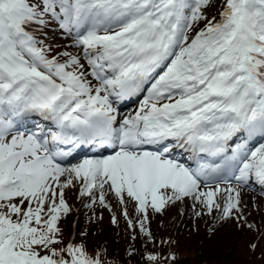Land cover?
I'll return each instance as SVG.
<instances>
[{
	"label": "snow or ice",
	"instance_id": "1",
	"mask_svg": "<svg viewBox=\"0 0 264 264\" xmlns=\"http://www.w3.org/2000/svg\"><path fill=\"white\" fill-rule=\"evenodd\" d=\"M211 7L0 0V264H105L64 242L68 189L105 207L106 192L121 206L126 196L140 214L122 212L133 239L138 228L149 243L150 211L172 202L253 227L242 195L264 188V143L253 149L264 140V0ZM48 28L67 44L45 43ZM127 102L138 106L125 115ZM34 117L50 127L21 131ZM85 146L110 154L70 162Z\"/></svg>",
	"mask_w": 264,
	"mask_h": 264
},
{
	"label": "rangeland",
	"instance_id": "2",
	"mask_svg": "<svg viewBox=\"0 0 264 264\" xmlns=\"http://www.w3.org/2000/svg\"><path fill=\"white\" fill-rule=\"evenodd\" d=\"M211 3L209 12L215 15L222 0H211ZM55 34L56 31L52 30L54 46L62 45L61 36ZM76 198H80V201L73 200ZM65 199L71 211L67 215L61 213L57 221L65 244H82L89 254L100 252L106 257L105 260L111 256L108 246L113 239L121 242L122 257L128 252L127 259L131 260L134 246L140 247L146 258L165 240L171 246L178 243L177 256L186 257L189 264H264L263 201H249L243 206L244 215L252 228L233 220L220 222L216 214L197 217L190 201L172 202L161 214L150 211V231L155 243H149L140 235L138 228L137 238L133 239L132 230L128 228L125 217L121 216L124 208H127L134 222L140 215L126 196L125 203L121 206L114 194L106 192L105 203L109 207L87 197H79L78 191L66 192ZM244 199L245 197L242 198V203ZM113 215L117 217L116 224L112 223ZM180 217H185L183 223L179 222ZM231 237L234 239L232 245L229 241ZM253 243L256 244L255 249L251 247Z\"/></svg>",
	"mask_w": 264,
	"mask_h": 264
},
{
	"label": "trees",
	"instance_id": "3",
	"mask_svg": "<svg viewBox=\"0 0 264 264\" xmlns=\"http://www.w3.org/2000/svg\"><path fill=\"white\" fill-rule=\"evenodd\" d=\"M94 248H95V251H96L97 248L95 246H94ZM108 249H109V246H108ZM109 251L111 253V257L109 258V260H105L103 258L105 264H117V262H118L117 260H118V257H119V252L117 251V243L115 242L114 239L110 243V250H108V253H109ZM98 254L101 255L100 252H98ZM171 254H173V253H171ZM124 257L126 258L127 256H125V254H124ZM162 257H164V255H162ZM180 260L181 261H179V260L178 261H172L169 264H189L188 263V259H183L182 258ZM124 263L125 264H150V262L147 261V259L145 257H143V252H142V250L139 247L135 250L134 258L132 260H130V261H125Z\"/></svg>",
	"mask_w": 264,
	"mask_h": 264
},
{
	"label": "bare ground",
	"instance_id": "4",
	"mask_svg": "<svg viewBox=\"0 0 264 264\" xmlns=\"http://www.w3.org/2000/svg\"><path fill=\"white\" fill-rule=\"evenodd\" d=\"M127 113H125V115ZM36 127H38V126H36ZM38 128H42V127H38ZM70 191H74V193H76V191H78V189H68V190H66V192H70ZM243 197H245V199H244V201L242 203L243 206H245L247 204V202H249V201H255V200L257 202L258 201H262V200H264V190L260 186H258L256 183H252L248 188L244 189L242 198ZM73 200L79 202L80 198H78V199L76 198V199H73ZM184 221H185V217H180L179 218V222L183 223ZM229 241H230V243L232 245V243H234L233 237H231L229 239ZM223 247H225V246H223ZM229 248H231V247L229 246Z\"/></svg>",
	"mask_w": 264,
	"mask_h": 264
}]
</instances>
